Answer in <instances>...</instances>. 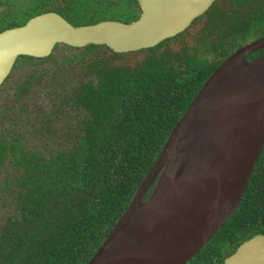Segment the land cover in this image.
<instances>
[{
	"label": "trees",
	"instance_id": "16d2710c",
	"mask_svg": "<svg viewBox=\"0 0 264 264\" xmlns=\"http://www.w3.org/2000/svg\"><path fill=\"white\" fill-rule=\"evenodd\" d=\"M74 1L30 0L25 9L6 11L0 26L20 25L49 10L73 25L128 22L139 15L135 0ZM257 9L244 4L229 12L215 1L193 33L186 30L131 52L86 45L81 51L86 78L58 102L83 111L64 135L67 147L45 156L26 150L17 133L0 141L1 157L8 151L22 167L16 181L18 212L0 224V264H85L125 211L171 128L230 54L229 34L247 40L264 21V12ZM130 54L138 56L128 62L124 56ZM58 105L54 116L61 111ZM226 226L219 243L264 229V147ZM231 246L209 243L187 264H214L216 253Z\"/></svg>",
	"mask_w": 264,
	"mask_h": 264
},
{
	"label": "water",
	"instance_id": "95a60500",
	"mask_svg": "<svg viewBox=\"0 0 264 264\" xmlns=\"http://www.w3.org/2000/svg\"><path fill=\"white\" fill-rule=\"evenodd\" d=\"M213 1L137 0L141 12L130 22L106 19L73 25L56 12L40 13L23 25L0 32V83L18 56H45L57 43L73 47L104 44L116 52L153 46L183 30ZM262 46L264 38L253 41L212 71L171 128L125 211L85 264H185L233 213L264 147V54L245 59ZM256 100H260L257 108L222 150L191 140L190 122L195 116L219 102ZM162 174L175 180L210 179L214 184L200 198L180 207L175 217L134 220V206L150 201ZM152 184L149 196L143 199ZM224 262L264 264V234L240 244Z\"/></svg>",
	"mask_w": 264,
	"mask_h": 264
},
{
	"label": "rangeland",
	"instance_id": "374dc122",
	"mask_svg": "<svg viewBox=\"0 0 264 264\" xmlns=\"http://www.w3.org/2000/svg\"><path fill=\"white\" fill-rule=\"evenodd\" d=\"M28 0H20L22 6ZM80 48L58 44L51 54L43 60L35 58L19 60L12 71L0 86V131L14 129L22 135L25 147L37 151L45 156L58 149L66 148L68 143L64 135L74 127L82 117L83 111L70 104H59L63 92L76 85L81 78L78 61H68L73 56L80 60ZM137 54L124 56L128 62ZM60 62L63 65H58ZM32 73L37 74L32 75ZM31 81L24 89L19 90L23 79ZM19 91V92H18ZM55 105L60 108L57 116L53 115ZM48 118V122L47 119ZM49 127V130L47 129ZM11 168H0V181L7 177ZM4 200L9 196L2 195ZM11 207L4 206L0 198V219Z\"/></svg>",
	"mask_w": 264,
	"mask_h": 264
},
{
	"label": "bare ground",
	"instance_id": "6f19581e",
	"mask_svg": "<svg viewBox=\"0 0 264 264\" xmlns=\"http://www.w3.org/2000/svg\"><path fill=\"white\" fill-rule=\"evenodd\" d=\"M259 103L260 100L246 104L241 102L217 103L214 108L191 120V140L208 148L222 150L234 131L248 119ZM213 184L214 181L210 179L175 180L169 174H162L150 201L137 202L132 210V217L134 220L175 217L180 207L200 198L212 188ZM128 264L135 263L128 262Z\"/></svg>",
	"mask_w": 264,
	"mask_h": 264
},
{
	"label": "flooded vegetation",
	"instance_id": "af4514ba",
	"mask_svg": "<svg viewBox=\"0 0 264 264\" xmlns=\"http://www.w3.org/2000/svg\"><path fill=\"white\" fill-rule=\"evenodd\" d=\"M68 1V0H67ZM71 3H74L75 1L74 0H70ZM136 1V4H137V11L138 13L140 14L141 12V9H140V6ZM215 1H218L219 4L223 7H225V9H227L229 12H236L237 9H241L244 4H246V6L248 7V10H253L255 7H257L258 9L257 10H262L264 12V0H242L240 1L241 5L238 3V5L235 4V0H214L211 5L215 2ZM30 0L27 1V5L26 6H22L20 4V0H0V19L3 17V14L7 11L9 13L13 12V11H17L19 9H25L27 8L28 4H29ZM210 5V6H211ZM209 6V7H210ZM209 7L200 15L194 17L190 22L189 24L183 29L181 30L180 32L176 33L175 35L181 33V32H184L186 30L190 31L191 33H193L194 30H198V28H200L204 22V17L201 16L203 15L208 9ZM51 12H56L58 13L57 11H54V10H49ZM49 11H44V12H49ZM44 12H40V13H44ZM38 13V14H40ZM38 14H34L32 16H30L29 18L26 19V21L23 23L25 24L30 18H32L33 16L35 15H38ZM60 14L63 18H65L68 22H70L66 17H64L61 13H58ZM139 16V15H138ZM200 17V18H199ZM138 18V17H137ZM136 18V19H137ZM199 18V19H198ZM102 20H106V19H102ZM109 20H117V19H109ZM135 20V19H134ZM101 21V20H99ZM117 21H120V20H117ZM133 21V20H131ZM98 22V21H96ZM122 22V21H120ZM130 22V21H128ZM71 23V22H70ZM95 23V22H94ZM23 24H20V25H23ZM72 24V23H71ZM89 24H92V23H89ZM20 25H13V26H10V27H6V28H2L0 26V32H2L3 30L5 29H8V28H12V27H16V26H20ZM82 25V24H81ZM173 35V36H175ZM171 36V37H173ZM170 38V37H168ZM261 38H264V21L263 22H258V25L256 27V30L254 31V34L248 38L247 40H245V38L243 37V34H233V36H231L229 34V45H231V47H233L231 49V52L229 55H231L232 53H234L235 51H237L239 48L253 42V41H256L258 39H261ZM166 39V38H165ZM188 39V36H184L183 37V40H187ZM164 40V39H163ZM162 41V40H161ZM58 44H63V45H66V46H69V47H73V46H70L68 44H65V43H57L54 45V47L52 48V50L45 56H39V57H36V56H29V55H20L16 58V60L14 61L10 71L8 72V74L6 75V77L3 79V81L0 83V86L2 85V83H4L5 79L8 77V75L10 74V72L12 71L13 67L17 64V61L19 60H28V59H32V58H35L36 60H43L45 59L46 57H48L51 52L53 51V49L58 45ZM93 44V43H91ZM89 45V44H87ZM95 45H104V44H95ZM86 46V45H85ZM85 46H82V47H75V48H80L81 51L83 50V48ZM108 47V46H107ZM109 48V47H108ZM112 50V49H111ZM135 51V50H134ZM116 52V51H115ZM126 52H131V51H126ZM264 54V46L250 52L247 56H246V60L250 61V60H253L261 55ZM77 55H82L81 52H79V54ZM22 56H25V57H29V58H24ZM227 56V57H228ZM82 57H84L82 55ZM226 57V58H227ZM225 58V59H226ZM69 62L72 61V60H75L78 61V65H79V69H80V75H81V78L79 79L80 80H85V74L87 73L84 69H83V65H82V58L79 60L77 58V56H73L71 59H67ZM64 63V62H63ZM63 63L60 64V62L58 63V65H63ZM32 75H37V74H34L32 73ZM31 79L30 78H26V79H23L20 83V89L19 90H22L25 88V86L30 83ZM78 81V82H79ZM68 90V89H67ZM19 92V91H18ZM48 119V118H47ZM46 119V120H47ZM13 131H11V129H5L4 131H0V141L2 138H5V139H8L10 138L13 134L17 133L18 136L21 138V142L22 144L24 145L25 147V144L23 143V140H22V135L20 132H17V131H14V129L12 128ZM26 150L28 151H31L29 149H27L25 147ZM31 152H37V151H31ZM6 154L1 157V153H0V168H5V167H9L11 168V170L6 173L7 174V177L4 178L2 181H0V198L2 199V204L4 206H8V204L10 205L11 209L10 211L2 218L0 219V224L3 223L5 221V219H8V217H11V216H15L16 213L18 212L15 205L17 203V194H18V191H20V186L17 185V179L20 177L21 173H22V167L19 166V165H16L9 157V153L8 151L5 152ZM39 153V152H38ZM40 154V153H39ZM3 194H6L9 196V200H4L2 198V195ZM239 205V204H238ZM238 207V206H237ZM234 212V211H233ZM232 215V214H231ZM230 215V216H231ZM230 216L228 217V219L221 225V227L216 231V233L214 234V236L209 240L207 241V243L200 249V251L204 248V247H207V245L210 243V247L212 245H222V244H231L232 246L230 248H228V250L226 251H222L220 253H216V256L215 258L213 259V261H215L214 264H225V259L230 256L236 249L237 247L242 244L243 242H245L246 240L250 239L251 237L255 236V235H263L264 234V229H260L253 232L251 235H244L242 237H239L240 235L237 234L233 236V238L231 240H225L224 242H220L219 243V236L222 234V233H226L225 230H226V223L228 222ZM235 240V241H234ZM200 251L195 254L188 262L190 261H193L195 259V257L197 255H199ZM188 262H186L185 264H187Z\"/></svg>",
	"mask_w": 264,
	"mask_h": 264
}]
</instances>
